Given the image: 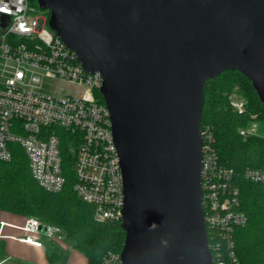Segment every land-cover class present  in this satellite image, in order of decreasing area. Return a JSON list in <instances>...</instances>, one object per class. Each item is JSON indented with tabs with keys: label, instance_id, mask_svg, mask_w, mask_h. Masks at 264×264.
<instances>
[{
	"label": "water",
	"instance_id": "water-1",
	"mask_svg": "<svg viewBox=\"0 0 264 264\" xmlns=\"http://www.w3.org/2000/svg\"><path fill=\"white\" fill-rule=\"evenodd\" d=\"M37 4L83 69L102 78L122 174L121 264H212L201 206L204 88L236 71L264 104V0Z\"/></svg>",
	"mask_w": 264,
	"mask_h": 264
},
{
	"label": "built area",
	"instance_id": "built-area-1",
	"mask_svg": "<svg viewBox=\"0 0 264 264\" xmlns=\"http://www.w3.org/2000/svg\"><path fill=\"white\" fill-rule=\"evenodd\" d=\"M0 9V21L7 22L5 30L0 28V162H10L11 145H18L37 186L47 193H60L66 183L61 146L69 139L75 148L71 165L74 192L94 206L95 220L119 221L122 174L109 111L96 97L100 74L83 69L75 54L48 28V19L36 13L32 0H0ZM228 100L236 115L246 114L244 98L230 94ZM257 133L256 123L238 130L243 139ZM201 138V206L212 264H240L234 231L246 225L247 217L240 210L235 172L219 165L209 127L201 129ZM241 177L264 184L261 169L246 168ZM20 229L25 234L21 242L35 246L41 243L31 235L43 233L55 242L64 239L59 228L43 226L32 217ZM104 263L121 264L119 255L112 253Z\"/></svg>",
	"mask_w": 264,
	"mask_h": 264
},
{
	"label": "trees",
	"instance_id": "trees-1",
	"mask_svg": "<svg viewBox=\"0 0 264 264\" xmlns=\"http://www.w3.org/2000/svg\"><path fill=\"white\" fill-rule=\"evenodd\" d=\"M42 12L48 19L49 12ZM234 88L246 101L243 116L236 115L229 106L228 97ZM204 95L200 129H211L219 165L234 170L240 210L247 217L246 225L234 231L236 255L240 264H264V184L249 183L241 177L246 168L264 170V104L250 81L236 71H224L207 81ZM96 97L105 104L100 92H96ZM254 121L258 133L243 139L238 130ZM68 140L61 146L66 183L56 194L44 192L37 186L23 150L11 145V161L0 162V213L34 217L43 226L59 228L64 239L51 241L46 251L52 264H66L71 250L80 253L87 264H105L104 259L109 254L119 255L125 233L119 221L95 220L94 206L80 200L74 192L71 165L75 148ZM1 245L0 242V259H3Z\"/></svg>",
	"mask_w": 264,
	"mask_h": 264
},
{
	"label": "crops",
	"instance_id": "crops-1",
	"mask_svg": "<svg viewBox=\"0 0 264 264\" xmlns=\"http://www.w3.org/2000/svg\"><path fill=\"white\" fill-rule=\"evenodd\" d=\"M24 220L12 217L0 218L1 234L4 236L0 238L1 248L3 252V264H52L46 257L49 243L43 233L38 235H31V239L40 242V246H35L30 243L21 242V238L25 234L21 231V226ZM66 264H87L86 259L77 251L71 250L68 254Z\"/></svg>",
	"mask_w": 264,
	"mask_h": 264
},
{
	"label": "rangeland",
	"instance_id": "rangeland-1",
	"mask_svg": "<svg viewBox=\"0 0 264 264\" xmlns=\"http://www.w3.org/2000/svg\"><path fill=\"white\" fill-rule=\"evenodd\" d=\"M32 3H33V7L35 8L36 13L40 14V16H42V17H46V14L44 12H42V10H40L38 8L37 0H34ZM230 94H236V95L241 96L243 98V96L240 93L237 92L236 88H234V90ZM252 123H256V121H254ZM259 133H262L261 130H259ZM5 216L6 217L16 218V219H21V220H25L26 218H29V216H21V215H17V214H13V213H8V212H1L0 213V218H3Z\"/></svg>",
	"mask_w": 264,
	"mask_h": 264
},
{
	"label": "clouds",
	"instance_id": "clouds-1",
	"mask_svg": "<svg viewBox=\"0 0 264 264\" xmlns=\"http://www.w3.org/2000/svg\"><path fill=\"white\" fill-rule=\"evenodd\" d=\"M0 11H3V9H0Z\"/></svg>",
	"mask_w": 264,
	"mask_h": 264
}]
</instances>
